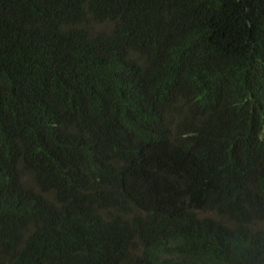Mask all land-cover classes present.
Returning a JSON list of instances; mask_svg holds the SVG:
<instances>
[{"label": "trees", "instance_id": "trees-1", "mask_svg": "<svg viewBox=\"0 0 264 264\" xmlns=\"http://www.w3.org/2000/svg\"><path fill=\"white\" fill-rule=\"evenodd\" d=\"M0 264H264V0H0Z\"/></svg>", "mask_w": 264, "mask_h": 264}]
</instances>
